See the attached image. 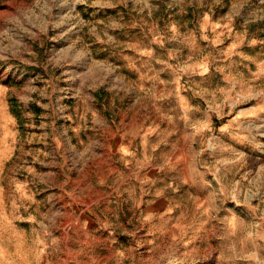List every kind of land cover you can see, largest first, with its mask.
Listing matches in <instances>:
<instances>
[{"label":"rangeland","instance_id":"1","mask_svg":"<svg viewBox=\"0 0 264 264\" xmlns=\"http://www.w3.org/2000/svg\"><path fill=\"white\" fill-rule=\"evenodd\" d=\"M87 2L0 0V264H264V0Z\"/></svg>","mask_w":264,"mask_h":264},{"label":"crops","instance_id":"2","mask_svg":"<svg viewBox=\"0 0 264 264\" xmlns=\"http://www.w3.org/2000/svg\"><path fill=\"white\" fill-rule=\"evenodd\" d=\"M88 1H89V3L87 2L88 3L87 5H88V7H90V10L88 11V10H85V8H83V11L85 10L84 12H86V16H88V15L89 16H93V18H92L93 20L90 21V22L96 21L97 23H104V25H105V21L104 20H109V18H111L113 16L110 13H107V12L110 11V10L115 9V8H112V7L117 6V4H115L113 2V0H88ZM26 7H28V5H26ZM87 12H88V15H87ZM121 18H122V16H121ZM26 20L27 21H26L25 27L23 26V28H25V29L28 28V24H32L33 23V21H32L33 19L30 16H28V15H27ZM95 27H97V25H95ZM105 28H106V25H105ZM105 48H106V46H105ZM101 92L102 91L95 90V89L92 91L91 94L89 92L80 91V92H76L74 94V96H72V97L76 98L74 103L77 104V103H80L78 98L85 97L87 95V93H89L87 96L92 97V98H96V97H100L101 96ZM83 93H86V95L84 96ZM106 107L107 106L103 107V111L105 112V114H107V111H108L106 109ZM104 121H105V125H104L103 128H102V126H100L99 128L93 127V130H94L93 135H96V133L99 132L98 133V135H99L98 138L94 137L93 139H90V140H86V138H84V143L85 144H90V143L94 144V143L100 142L101 139H104V140L107 139V135L109 134V132H108V129H109L108 124L109 123L106 120H104ZM106 129H107V133L105 132ZM83 134H84L83 135L84 137H86V135H87V138L89 137L88 133L84 132ZM153 205H154L153 203H150L149 206H148L149 209H152Z\"/></svg>","mask_w":264,"mask_h":264}]
</instances>
